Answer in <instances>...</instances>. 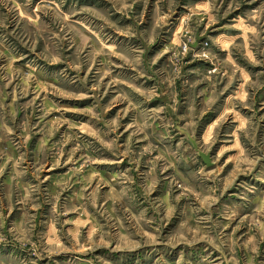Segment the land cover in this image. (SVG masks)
<instances>
[{
  "label": "rangeland",
  "instance_id": "1",
  "mask_svg": "<svg viewBox=\"0 0 264 264\" xmlns=\"http://www.w3.org/2000/svg\"><path fill=\"white\" fill-rule=\"evenodd\" d=\"M0 264H264V0H0Z\"/></svg>",
  "mask_w": 264,
  "mask_h": 264
},
{
  "label": "water",
  "instance_id": "2",
  "mask_svg": "<svg viewBox=\"0 0 264 264\" xmlns=\"http://www.w3.org/2000/svg\"><path fill=\"white\" fill-rule=\"evenodd\" d=\"M184 134H186L188 136V138L192 141V143L196 146L197 148V143H196V140L194 138H192L191 134L188 133V132H183ZM198 153H199V156L203 159V161L208 165V166H211L213 163H212V160H211V153H205V152H202L200 150H198Z\"/></svg>",
  "mask_w": 264,
  "mask_h": 264
}]
</instances>
